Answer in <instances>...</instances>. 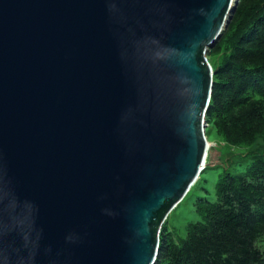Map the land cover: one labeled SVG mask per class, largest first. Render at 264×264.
I'll use <instances>...</instances> for the list:
<instances>
[{"label":"water","instance_id":"water-1","mask_svg":"<svg viewBox=\"0 0 264 264\" xmlns=\"http://www.w3.org/2000/svg\"><path fill=\"white\" fill-rule=\"evenodd\" d=\"M238 1L0 0V264L155 263Z\"/></svg>","mask_w":264,"mask_h":264},{"label":"trees","instance_id":"trees-1","mask_svg":"<svg viewBox=\"0 0 264 264\" xmlns=\"http://www.w3.org/2000/svg\"><path fill=\"white\" fill-rule=\"evenodd\" d=\"M207 56L214 74L205 133L237 148L245 170L230 172L227 160L214 199L196 200L199 219L185 238L161 228L154 264H264V0H239Z\"/></svg>","mask_w":264,"mask_h":264},{"label":"rangeland","instance_id":"rangeland-1","mask_svg":"<svg viewBox=\"0 0 264 264\" xmlns=\"http://www.w3.org/2000/svg\"><path fill=\"white\" fill-rule=\"evenodd\" d=\"M207 59L208 61L211 60L208 56ZM220 59L221 56L218 58V61ZM207 125L206 123V128ZM208 133H205V136L208 137V145L210 146L209 151L212 149L207 158V162L210 166L208 165V169L206 171L203 170L200 174L202 180L199 182L198 186L172 210L165 220L162 231L165 230L166 232V230H169L167 238L172 237L176 241L185 238L188 225L199 219V215L195 210L196 200L205 197L211 200L214 199L217 181L219 176L224 173V166L228 159L232 162L229 168L230 172L236 173L245 170V166H239L240 156L233 155L239 152V150L224 145L215 131L212 130L209 134Z\"/></svg>","mask_w":264,"mask_h":264},{"label":"clouds","instance_id":"clouds-1","mask_svg":"<svg viewBox=\"0 0 264 264\" xmlns=\"http://www.w3.org/2000/svg\"><path fill=\"white\" fill-rule=\"evenodd\" d=\"M207 138V137H206ZM207 141H208V139H207ZM209 143V142H208Z\"/></svg>","mask_w":264,"mask_h":264},{"label":"bare ground","instance_id":"bare-ground-1","mask_svg":"<svg viewBox=\"0 0 264 264\" xmlns=\"http://www.w3.org/2000/svg\"><path fill=\"white\" fill-rule=\"evenodd\" d=\"M189 192V191H188ZM184 199V198H183Z\"/></svg>","mask_w":264,"mask_h":264}]
</instances>
